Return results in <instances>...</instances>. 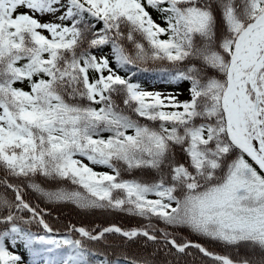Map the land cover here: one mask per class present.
Segmentation results:
<instances>
[{
    "label": "snow or ice",
    "instance_id": "1",
    "mask_svg": "<svg viewBox=\"0 0 264 264\" xmlns=\"http://www.w3.org/2000/svg\"><path fill=\"white\" fill-rule=\"evenodd\" d=\"M0 264H264V0H0Z\"/></svg>",
    "mask_w": 264,
    "mask_h": 264
},
{
    "label": "trees",
    "instance_id": "2",
    "mask_svg": "<svg viewBox=\"0 0 264 264\" xmlns=\"http://www.w3.org/2000/svg\"><path fill=\"white\" fill-rule=\"evenodd\" d=\"M63 216L66 218H71L72 220L77 221V222H83L84 224L91 223V222H93V220H95L96 222H100V223H106L107 222L103 217L83 218L82 219L75 212H71L68 209L64 210ZM119 222L123 223L125 226H131L132 224L135 223V221L129 220L127 218L121 219Z\"/></svg>",
    "mask_w": 264,
    "mask_h": 264
},
{
    "label": "rangeland",
    "instance_id": "3",
    "mask_svg": "<svg viewBox=\"0 0 264 264\" xmlns=\"http://www.w3.org/2000/svg\"><path fill=\"white\" fill-rule=\"evenodd\" d=\"M159 87V86H158Z\"/></svg>",
    "mask_w": 264,
    "mask_h": 264
}]
</instances>
